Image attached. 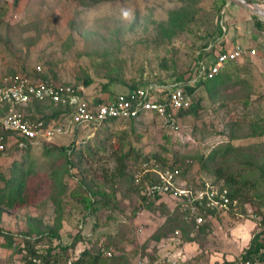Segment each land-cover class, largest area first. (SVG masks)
Instances as JSON below:
<instances>
[{"label": "rangeland", "instance_id": "obj_1", "mask_svg": "<svg viewBox=\"0 0 264 264\" xmlns=\"http://www.w3.org/2000/svg\"><path fill=\"white\" fill-rule=\"evenodd\" d=\"M13 1L0 0V80L9 72L34 74L37 68H40L37 72L58 83L78 82L88 76L92 80L87 92L90 99L125 93L134 85L144 87L150 83L195 81L202 48L206 45L207 52L210 46L221 41L218 32L221 22L226 34L241 33L242 39L239 38L236 45L256 50L253 57L231 63L224 69L238 84L227 87L220 96L213 98L203 88L194 94V98L201 99L202 111L199 116L179 118L180 134L167 132L157 117L148 115L135 122L137 139L132 136L129 123L119 122L83 129L76 135L59 136L47 145H34L21 154L15 149L7 150L0 158L1 174L6 175L13 162H24L32 169L27 186L35 198L31 204L3 214L1 229L5 233L18 237L26 229L27 218L31 217L51 225L56 216L50 200L51 187L57 183L65 190L62 197L65 219L59 240L54 244L67 246L76 235L93 233L94 240L106 242L109 240L105 239L110 237L113 244L108 251L124 258L128 264H142V259L155 251L162 252L156 254L159 256L157 264L181 262L179 248L186 244H181L180 234L159 244L150 238L167 217L180 216L174 211L176 203L163 198L164 207L154 208L153 212L143 210V203L126 178L111 177L116 165L112 155L124 132L126 141L131 140L135 149L148 154H161L164 146H171L172 152L180 157L206 154L224 139L213 132H220L224 123L231 119L239 120L248 98L251 103L247 108L249 115L243 127L233 130L240 137L231 145L248 157L264 160V135L242 137L251 132L253 123L264 125V31L256 30L252 15L246 12L244 16L237 15L236 6L224 5V15L220 16L223 8L216 9L219 3L216 0H103L94 6H84L79 0H19L16 6ZM248 1L264 6V0ZM187 3L197 10L193 23L170 40L162 37L159 25L166 23L170 11ZM124 12L129 16L125 17ZM213 50L207 58L204 56L209 59L207 63L217 54ZM219 104H227V108L217 114L209 113L208 110ZM42 109L51 112L53 108L43 106ZM64 121L56 125H63ZM192 126L196 131L191 129ZM165 134L169 135L173 145L165 142ZM49 145L57 148L73 145L81 154L80 160L74 158L79 164L69 172L64 171V158L57 156L59 159H56L57 152L45 154ZM165 156L169 159L172 154ZM184 161L187 166V160ZM236 161L237 157L230 156L229 165L234 169L244 167L242 161ZM187 169L186 177H180L179 183L190 185L209 179L197 163ZM81 172H87L89 177H101L97 182L107 187L112 184L116 209L84 217L81 196H71L81 191L78 190ZM104 174L110 181H105ZM259 189L264 191V186L260 185ZM247 192L251 196L254 194L248 188ZM263 214L264 210L258 208L255 199L253 204L250 202L242 207L236 204L231 211L220 209L217 216L211 218L206 236L190 244L192 247L185 253L184 264H224L240 259L251 236L261 230L257 225ZM41 246H46L45 242ZM84 246L77 245L74 257ZM21 258L14 249L0 248V264H24ZM167 259L171 261L164 263Z\"/></svg>", "mask_w": 264, "mask_h": 264}, {"label": "trees", "instance_id": "obj_2", "mask_svg": "<svg viewBox=\"0 0 264 264\" xmlns=\"http://www.w3.org/2000/svg\"><path fill=\"white\" fill-rule=\"evenodd\" d=\"M79 1H82L84 6H94L101 3L103 0ZM18 2L19 0L13 1L15 6ZM215 2H219L216 8L218 11L226 5L225 0H216ZM196 13V8L190 3L185 4L179 9L170 11L168 13L166 23L159 25L160 35L170 40L175 35L185 32L190 24L193 23ZM253 21L256 30L264 31V26L254 16ZM218 32L220 36L223 34L221 27L218 28ZM222 42L223 41L219 43L220 46ZM206 48L207 47L205 45L202 49L205 50ZM213 49L214 47L210 48L204 53V56H209L212 51L214 52ZM246 57L253 56L250 55ZM200 58L201 56L199 59ZM208 60L209 59H206L207 62ZM209 62L212 63L213 60ZM234 62L226 63L219 73L212 78H207L206 76L198 78V73L196 71L193 79H198L194 83L184 86L185 92L190 96V105L188 108L178 111L176 118L182 119L187 116H199V112L202 111L200 107L201 99L194 98V94L200 88H203L206 93L213 98L220 96L221 91L225 90L227 87L238 84L239 82L232 80V74L230 72L224 71L229 64ZM21 75L30 78L33 77L35 79L50 80L46 75H42L37 71L34 74L9 72L0 80V85L5 78H15L20 77ZM80 82H82L86 88H89L91 87L92 80L86 76L84 80L76 83ZM138 88L139 87L137 85H134L129 91H135ZM250 104L251 103L248 98H246L243 106L241 105L243 109V111L240 112L241 118H238L239 120L231 119L230 121L224 123V127L220 132H213L214 135H221L224 139L219 144L212 146L206 154L180 157L176 156L172 152L171 146L162 147L163 153L161 154H148L142 152L140 149H135L132 146L131 140H125L124 135L126 132L122 133L119 137L120 140L118 142V147L112 155L113 162H115L116 165L114 166L115 168L111 177L126 178L127 182L130 183L132 190L139 196V199L143 203L141 206L142 209L148 212H153L154 208L164 207L166 202H164L165 200H163L160 196L150 198L141 195L140 190L145 183L160 182V179L155 177L154 174L150 175L143 173L140 182L136 184L134 176L141 170L142 164L154 161L158 164L160 169L177 168L180 170V177L185 178L189 171L187 168L194 165V163H197L200 171L206 174L209 180L212 181V184L221 185L222 188L226 189L229 199L231 201H236L238 206L240 205L242 207L250 202L253 204L255 199L258 208L264 210V191L259 189L260 185L264 186L263 158L256 159L255 157H248L231 145L232 141L240 137L235 135L233 130L241 128L245 125L246 119L249 115V110L247 111V108ZM226 108L227 104H219L215 108L208 111L209 113L217 114L219 111H223ZM6 112L7 107H0V118ZM69 113L70 111L68 109L64 110L61 106H53L51 112H44L42 106L39 103H35L33 105L32 112L28 110L26 114L29 115L27 116L28 119L31 121H41L43 122L44 127L47 128L48 126L63 122L64 115H68ZM114 123L119 122L111 120L103 126L112 125ZM120 123H129L132 128V136H134L135 139L139 137L138 134H136L137 125L134 120ZM250 128L251 132L242 135L243 138L261 137L264 135V125L253 123ZM193 129L196 131L195 126H192V130ZM79 131L80 130H76L75 135ZM163 138L165 139V142L171 143L169 135L165 134L163 135ZM10 140H5L6 151L15 149L16 152L21 154L32 148L31 145H27L25 149H18L16 146L17 144L13 142V139ZM44 151L47 155L57 152L56 159H59L58 157L64 158V171L66 172H69L71 168H74L79 164V161H76L74 158H78L80 160L81 157V154L73 145L67 148H57L54 145H49ZM165 154H172V156L168 159ZM1 156L2 154H0V158ZM230 156H232V158L237 157L238 161H242L244 167H241L240 169L232 168V166L229 165ZM184 160H187V166H185ZM218 160H220V163H217ZM12 164L13 165L8 169V173L6 175L0 173V248L14 249L15 253L22 256L21 259L24 264H60L62 261H64V263L62 262L63 264H128L124 258L116 256L115 254H112L111 257H107L105 255V253L108 252L109 247H112L113 244L110 237L105 239V241H109L104 242L102 239L94 240L93 233L86 236L78 234L67 246L54 244V241L56 242L59 240V231L61 230L65 219L62 207V197L65 190L59 188V184L57 183H53V186L51 187L50 200L54 204L56 215L51 225L45 224L42 219L31 217L27 218L26 229L22 234L18 235V237L5 233L1 229L3 214L5 212L16 210L20 207H25L35 201V198L31 195V190L27 186V178L32 175V169L26 167L24 162H13ZM86 173L87 172H81L82 178L78 189L81 191L78 193L75 192L76 194H71L72 197L81 196L80 203L84 217L95 216L98 213H102L104 210L116 209L114 204L116 194L112 184L107 187L105 184L97 182V179H100L101 177H89ZM104 176H106V174H104ZM53 177L55 178V176ZM54 181H56V178ZM105 181H110V178L106 176ZM202 182L203 180L200 181V183ZM193 186H195V189L198 188L196 185ZM247 188L254 191L252 196L247 192ZM166 199H168V201L173 200L168 197ZM174 202L176 203L174 211L179 213L180 216L172 215L167 217L163 224L159 226L156 232L150 237L151 240L155 242L166 241L174 237L176 234H180L181 244L197 243L198 239L206 236L205 232L208 231V228L210 227L211 218L217 216V212L220 209L216 206H211L206 200H203L194 201L192 203L191 206L195 207L194 212H192L190 205L186 206V208L181 205L186 202ZM232 209L233 206L230 203L227 210L231 211ZM199 217L202 219V223L200 224H198L196 220ZM257 227L261 228V230L259 232H254L251 236L248 241L247 248L243 250L240 259L224 262V264H235L247 260L259 263L264 262V214L262 216V220L258 222ZM44 242L46 246H41ZM79 243L84 244L85 246L83 250L78 252L74 257L76 247Z\"/></svg>", "mask_w": 264, "mask_h": 264}, {"label": "built area", "instance_id": "obj_3", "mask_svg": "<svg viewBox=\"0 0 264 264\" xmlns=\"http://www.w3.org/2000/svg\"><path fill=\"white\" fill-rule=\"evenodd\" d=\"M222 15H224V11H221L220 16ZM220 26L223 31L220 36L222 39L226 29L222 22ZM210 48L213 47L210 46L208 49ZM205 52L203 50L201 58L197 62L198 78L202 76L212 78L226 63L256 55L255 49L249 50L235 46L231 51L217 52L213 62L209 64L204 59ZM37 71H40V68H37ZM193 82L150 83L135 91L107 96L105 99H90L87 94L88 88L82 82L58 83L53 80L35 79L22 75L5 78L0 85V107H7V112L0 118V154L6 151L5 140L13 139L17 148L22 150L27 145L51 143L59 136L75 134L76 130L101 127L111 120L138 122L148 115L157 117L167 132L180 134L181 127L176 114L189 107L190 96L185 92L184 86ZM35 103H39L42 107L61 106L64 110L68 109L70 113L64 115L66 118L63 125H51L45 128L43 122L31 121L27 117L29 116L26 114L27 111L32 112ZM186 140L189 141L190 137L187 136ZM143 173L154 174L160 179L158 183L147 182L144 184L140 191L141 195L145 197H168L174 201L186 202L181 204L185 208L188 205L191 206L194 201L203 200L218 209H228L230 203L236 207V201H231L227 196V190L221 185H213L209 179H203L202 183L197 181L190 185L179 183L178 180H181L179 169H160L158 164L152 161L142 164L141 170L135 174L136 184L140 182ZM193 185L198 188L195 189ZM194 210L195 207L191 206V211L194 212ZM196 220L198 224L202 223L200 217ZM112 254L111 251L105 253L107 257H111ZM235 264H264V262L247 260Z\"/></svg>", "mask_w": 264, "mask_h": 264}, {"label": "crops", "instance_id": "obj_4", "mask_svg": "<svg viewBox=\"0 0 264 264\" xmlns=\"http://www.w3.org/2000/svg\"><path fill=\"white\" fill-rule=\"evenodd\" d=\"M238 12H237V15H241V16H244L243 15V13H245L244 11H242L240 8H238V10H237ZM261 23H262V25L264 24V19H258ZM232 24V23H231ZM230 24V25H231ZM240 25V24H239ZM237 26H238V24H237ZM237 26H235L236 27V29H237ZM264 26V25H263ZM233 32H234V30H233ZM233 34H235V36H231L230 34H224L223 35V37H222V39H221V41H223L222 42V44H221V46L219 45V43L221 42V41H219V42H217L216 44V46H214V49H216V53L218 52V51H227V50H231L233 47H235V46H239V45H236L237 43H238V39L239 38H241L242 39V37L239 35V34H241V33H238V31H237V34H236V31H235V33H233ZM252 38H255L256 39V37H254V36H252ZM240 39V40H241ZM258 39V38H257ZM242 47V46H241ZM116 94H113L112 96H115ZM107 96H108V94L107 95H105V96H98L99 97V99L101 98V99H105V98H107ZM26 110H23V112H25ZM153 241V240H152ZM155 244H159V243H162V242H164V241H160V242H155V241H153ZM193 244V243H192ZM192 247V245H190V244H186L183 248H179V260L182 262V264H184L185 262H186V256H185V253H187V251L189 252V248H191ZM182 250L184 251L185 250V252H182ZM158 252H156L155 251V253L154 254H148V255H146L145 257H144V259H142V264H157V257H159V256H156V254H157ZM162 252H160V253H158L159 255L161 254ZM157 254V255H158ZM150 257H152V258H150ZM173 258H175V257H173ZM171 260L170 259H167V260H165V262L164 263H166V262H170ZM181 262H176V264H180Z\"/></svg>", "mask_w": 264, "mask_h": 264}, {"label": "water", "instance_id": "obj_5", "mask_svg": "<svg viewBox=\"0 0 264 264\" xmlns=\"http://www.w3.org/2000/svg\"><path fill=\"white\" fill-rule=\"evenodd\" d=\"M225 1H226V5H225L226 7L233 5V6L240 8L242 11L252 16H255L260 19H264V6L263 5L253 3L248 0H225ZM224 8L222 9V12L224 11Z\"/></svg>", "mask_w": 264, "mask_h": 264}, {"label": "clouds", "instance_id": "obj_6", "mask_svg": "<svg viewBox=\"0 0 264 264\" xmlns=\"http://www.w3.org/2000/svg\"><path fill=\"white\" fill-rule=\"evenodd\" d=\"M124 16L125 17L129 16V13L128 12H124Z\"/></svg>", "mask_w": 264, "mask_h": 264}]
</instances>
